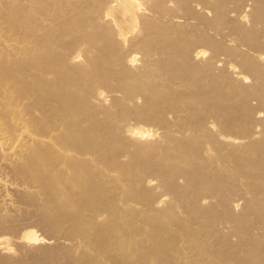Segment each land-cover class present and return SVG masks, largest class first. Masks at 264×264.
Returning a JSON list of instances; mask_svg holds the SVG:
<instances>
[{
  "label": "bare ground",
  "instance_id": "1",
  "mask_svg": "<svg viewBox=\"0 0 264 264\" xmlns=\"http://www.w3.org/2000/svg\"><path fill=\"white\" fill-rule=\"evenodd\" d=\"M0 264H264V0H0Z\"/></svg>",
  "mask_w": 264,
  "mask_h": 264
},
{
  "label": "rangeland",
  "instance_id": "2",
  "mask_svg": "<svg viewBox=\"0 0 264 264\" xmlns=\"http://www.w3.org/2000/svg\"><path fill=\"white\" fill-rule=\"evenodd\" d=\"M115 15H116V17H117V19H118V22L119 23H121L122 25H125L126 24V17H125V15H124V12H123V10H119V11H115ZM208 51H206L205 53H207ZM208 54V53H207ZM254 101H257V100H253L252 102L253 103H255V105L256 104H258L257 102H254ZM259 112L261 113V114H263V111L260 109L259 110ZM133 122V121H132ZM129 131L130 132H134V133H138V134H143V135H150V136H153L154 135V132H153V130H151L152 129V127H149L148 125H143V123H136V122H133L129 127ZM152 133H153V135H152ZM14 199V198H13ZM15 200V199H14ZM12 204H15L14 202H13V200H12ZM30 220H32V219H26L25 220V222L23 223L24 224V227L26 226H28L27 227V229L25 228V230L26 231H31V232H33V233H35V234H40V235H42L43 234V231L41 230L40 231V228L38 227L37 228V225L35 224L34 225V222L33 221H30ZM32 222H33V224H32ZM27 225H26V224ZM30 223V224H29Z\"/></svg>",
  "mask_w": 264,
  "mask_h": 264
}]
</instances>
